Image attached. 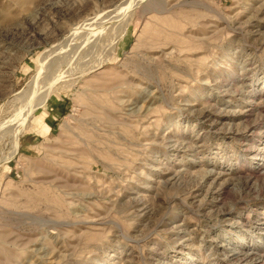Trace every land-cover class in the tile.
Wrapping results in <instances>:
<instances>
[{
    "label": "rangeland",
    "instance_id": "374dc122",
    "mask_svg": "<svg viewBox=\"0 0 264 264\" xmlns=\"http://www.w3.org/2000/svg\"><path fill=\"white\" fill-rule=\"evenodd\" d=\"M0 264H264V0H0Z\"/></svg>",
    "mask_w": 264,
    "mask_h": 264
}]
</instances>
